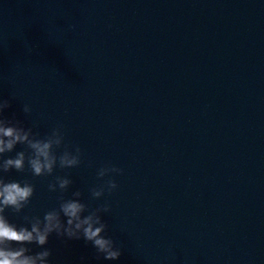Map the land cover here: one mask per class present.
<instances>
[{
  "label": "water",
  "instance_id": "1",
  "mask_svg": "<svg viewBox=\"0 0 264 264\" xmlns=\"http://www.w3.org/2000/svg\"><path fill=\"white\" fill-rule=\"evenodd\" d=\"M0 97L83 152L53 176L6 174L35 185L24 213L57 206L55 175L66 198L110 205L118 260L52 234L50 264H264V0H0ZM107 164L118 188L93 200Z\"/></svg>",
  "mask_w": 264,
  "mask_h": 264
},
{
  "label": "clouds",
  "instance_id": "2",
  "mask_svg": "<svg viewBox=\"0 0 264 264\" xmlns=\"http://www.w3.org/2000/svg\"><path fill=\"white\" fill-rule=\"evenodd\" d=\"M12 97H16L14 92ZM9 107V100L0 97V264H50L52 250L45 246L52 234L65 242L83 239L90 242L104 260H118L121 246L108 235L109 226L101 218L102 213L111 212L109 203L105 201L90 207L83 202L80 190L72 191L66 198L64 194L73 184L69 176L55 175L47 184L50 193H60L56 207L45 211L42 217L24 213L34 195L35 185L28 179L6 180V174L27 171L33 177L53 176L56 169L79 167L83 152L78 144L66 142L62 124L41 137L33 130L35 124L25 127L14 117L6 118L4 111ZM22 111L26 116L31 115L28 104L22 105ZM17 145L23 146L21 150H16ZM13 152L14 156L6 155ZM122 173L121 168L111 164L99 167L96 178L101 183L88 189L90 198L99 200L105 193L115 191L118 185L113 174ZM7 210L15 215L24 213V224L10 221ZM30 245L40 251L33 252Z\"/></svg>",
  "mask_w": 264,
  "mask_h": 264
}]
</instances>
